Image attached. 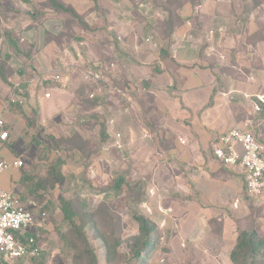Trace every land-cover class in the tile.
<instances>
[{
	"label": "crops",
	"instance_id": "crops-1",
	"mask_svg": "<svg viewBox=\"0 0 264 264\" xmlns=\"http://www.w3.org/2000/svg\"><path fill=\"white\" fill-rule=\"evenodd\" d=\"M43 1L0 0V119L8 132L0 159L23 163L21 168L10 166L0 174V187L22 197H31L25 188V172L36 160L37 151L33 126H28L24 116L48 124L59 108L56 98L62 91L55 88L36 94L32 83L35 76L46 78L61 72L57 58L62 59V45L51 35L52 11L37 6ZM69 1L81 15L83 5ZM226 1L164 0L162 24L140 44L134 39L135 32L141 36V27L133 29L127 18L130 15L108 27L109 38H121L122 50L128 54L124 64L127 81L142 82L152 103L149 107L156 120L159 118L152 131L143 120L126 122L121 147H111L108 152L121 153L128 177L144 189L138 202L126 201L154 205L147 217L158 227L160 246L166 243L170 257L179 264H231L234 220L249 204L241 173L220 163L213 145L235 127L250 131L260 143L264 135V39L256 38L264 35V12L260 4L257 11L248 12L245 0H230V6L223 4ZM91 2L93 11L102 7L101 0ZM169 15L175 26L166 37L163 22ZM63 27L59 23L54 34H60ZM19 84L26 88V105L10 107L9 94ZM46 91L49 98L43 96ZM145 100L139 103V118L146 114ZM254 103H259L260 113L254 112ZM108 118L104 147L114 141ZM79 157L84 160L81 154ZM86 172L84 168L74 171L75 197L84 205L87 201L111 204L120 192L93 189L99 184L97 170L93 176ZM86 176L88 189L83 181ZM48 226L45 219H37L19 238L23 242L36 238L41 251L45 250V236L51 237ZM5 263L0 259V264Z\"/></svg>",
	"mask_w": 264,
	"mask_h": 264
},
{
	"label": "rangeland",
	"instance_id": "rangeland-1",
	"mask_svg": "<svg viewBox=\"0 0 264 264\" xmlns=\"http://www.w3.org/2000/svg\"><path fill=\"white\" fill-rule=\"evenodd\" d=\"M65 1L66 4L70 2L69 0ZM72 1L76 2V4L78 2L79 6L81 4L83 5L84 10L81 14V18L85 24L88 25L90 30L85 31L83 26L76 19H71L69 16L63 15L55 16L50 12V24L53 27V33L51 35L56 40L58 38L62 45L59 46V53L63 60L61 61V59L59 60V58H57L60 71L63 72L62 80L58 83L48 80V83L40 85L39 81L37 82V79L33 77L34 82H32L35 85L36 94L44 90L55 88L62 90L56 98L59 108L55 114L49 118L50 122L48 124L46 123L47 126L46 124L42 125L38 122L36 123V117L34 118L35 121L33 120L34 142L40 144V146H37L38 144L35 145V150H37L36 160L32 162L27 168V172H25V180L30 181L33 185L37 180L43 179L46 176L49 165L55 163L58 158L62 159L65 163L62 168L65 179L64 183L55 189H40L34 194L35 198L38 199V197H41L42 203L48 205L50 208L48 211L49 217L45 219V223L49 224L48 233L51 234V237L45 236V250L40 251V255L37 258L31 259L27 257L13 260L5 264H72V252L63 246L59 237V233H64L68 229V225L62 220L58 199L60 196L65 198L75 197L78 188L75 184V179L72 178L75 175L74 171L84 168L85 171H87L86 173H88L89 170H93L95 175V170H97L99 184H96V188L93 189L101 191H105L104 184L111 179L123 177L124 175L125 179L131 180L125 171L126 166H123V163L126 162L122 160L121 153L117 150L109 152L105 150L104 144L107 143L106 141L108 139L103 141L106 143L101 144V135L99 136L97 133L100 131L101 125H103L105 120L110 116V118L114 119L113 133L120 131L119 133L121 134L128 121H139L140 123L143 120L152 131L154 129V121L156 124L159 120V118L156 120V113L150 108L152 107V103L148 96H146L148 94L144 90L142 82L139 80L127 81L126 75L128 73L126 72L127 68L124 67V64L126 65L125 61L128 54L122 50L121 38H109V31L111 32V30H109L108 27H112L113 24H116L119 20L130 18V25L134 30L136 27H141V36H138L139 34L135 32L136 36L134 39L135 43L140 44L141 39H144L146 34L151 33L152 35L151 31H155L158 29L160 23L162 24L164 0H101V9L99 8L95 11L92 10L91 0ZM229 3L230 0L223 4L230 6ZM257 3H260V11L264 12V8H262L264 7V0H245L243 5L248 12H255L257 11ZM139 4H143V7H140ZM37 6L39 9H42L41 4ZM128 15L130 16L127 17ZM65 19L68 21L66 24L64 22ZM59 23L64 26V29L60 34L55 35L54 27L59 26ZM64 48L66 50L62 51ZM94 61H99L107 67L114 64V69H112L110 73L107 72V76L111 78V75H113L121 82L136 84L140 87L141 92L133 93L130 102L117 99L119 103L115 104L113 101L114 99H111L109 96H102L100 100L98 99L99 101H96V103L98 102L97 105H91L85 98V92H87L88 89H86L84 85L83 81L85 79L81 72L84 64ZM143 100L147 103L146 114L143 113L142 118H139L141 115L139 114L140 110H138V106ZM125 104L130 107L127 113L124 112ZM70 114L76 115L77 118L84 117L86 119L85 123L68 124L66 119L68 116L70 117ZM144 115L146 119H144ZM53 117H56L55 120H53ZM249 123H251V121H249ZM95 126L97 127L95 128ZM95 129H97V132H95ZM74 134L80 135L84 140L86 138V141L89 142V144L85 146V152L90 153L89 161L85 159L82 160L79 157V152L72 149L70 145H61L57 149L47 146L48 143H51L48 137L64 138L71 137ZM120 137L122 140V134ZM38 138L40 140H38ZM259 139L264 144V135L261 134ZM112 158L114 160H112ZM83 181L87 189L91 187L89 185L90 180L87 176L84 177ZM131 182L133 181L131 180ZM63 185H65V187ZM89 192L90 191H88V193ZM244 197L247 199L249 205H244V214L242 212L241 214H237L236 217L238 218L234 220L236 226L241 229L253 227L261 235L264 234V204L259 200L247 197L246 194ZM126 198L127 196L117 193L116 198L111 204H99L97 202L95 205H91L87 201V205H84L88 213H96L98 211L110 213L113 220H116L120 227L124 242L128 237L137 233V226L132 215L139 214L149 217L154 211V205L130 204L126 201ZM84 199L87 200L86 198ZM96 220L103 226L102 218L97 216ZM86 234L88 239L93 241L90 228L86 229ZM41 242H43V240H41ZM124 242L120 246V251L127 253ZM94 243L96 246L98 264H105L102 244L98 241ZM165 245L166 243L161 244V246L159 244L157 251L151 256L149 264H179L177 259L170 257V249Z\"/></svg>",
	"mask_w": 264,
	"mask_h": 264
},
{
	"label": "trees",
	"instance_id": "trees-1",
	"mask_svg": "<svg viewBox=\"0 0 264 264\" xmlns=\"http://www.w3.org/2000/svg\"><path fill=\"white\" fill-rule=\"evenodd\" d=\"M168 2V1H167ZM170 4V3H169ZM260 4V3H259ZM258 3L256 4V6ZM43 9H49L55 15L69 16L71 19H76L83 26L85 31H89L88 25L82 20L76 10L63 0H44L41 3ZM65 24L68 21L64 20ZM164 35L169 37L175 22L172 16L163 22ZM257 40L264 39V35L260 33L256 36ZM3 76V73L0 72ZM121 88L129 87L127 83L118 81L114 82ZM97 100H87L88 103L95 106ZM24 119L28 126H33V119ZM98 135H101V140L106 141L107 135L105 133V123L101 125ZM50 144L47 146L51 148H59L61 145H70L72 149L77 150L83 158L88 161L90 153L85 152L88 141L82 139L80 135L74 134L71 137L55 138L48 137ZM36 143V142H35ZM38 143H36L37 145ZM37 146H40L38 144ZM49 147V148H50ZM62 159H57L55 163L49 165L46 176L43 179L37 180L35 184L25 180V188L27 194L36 202L37 208H44L46 210V217H49V206L42 203V198H35L34 194L38 190L55 189L61 186L64 181L62 168L64 166ZM106 189H111L120 193H124L132 202H138L144 193V189L137 183L131 182L124 177H117L112 179ZM26 195V194H24ZM25 198V196L23 197ZM59 210L62 215V220L68 225V229L64 233H59L60 241L63 246L72 252V264H98V257L96 254L95 241L102 244L103 258L105 264H149L151 256L155 254L160 244V235L158 227L151 219L139 214H133L132 218L137 226V233L128 237L125 242L121 236V230L117 221L113 220L110 213L96 212L88 213L76 197L65 198L59 197ZM102 218L103 226H101L96 218ZM90 228L92 231L93 241L88 239L86 229ZM236 239L232 250L229 253V260L231 264H264V234H260L253 227L249 229H241L236 226ZM125 244L127 253L120 251V246Z\"/></svg>",
	"mask_w": 264,
	"mask_h": 264
},
{
	"label": "built area",
	"instance_id": "built-area-1",
	"mask_svg": "<svg viewBox=\"0 0 264 264\" xmlns=\"http://www.w3.org/2000/svg\"><path fill=\"white\" fill-rule=\"evenodd\" d=\"M139 6L143 7V4H139ZM148 41L149 39H146V42ZM112 69H114V64L107 67L99 61L84 64L81 73L85 79L83 81L84 85L88 89L85 92L87 100H100L102 96H109L114 99L115 104H118L117 99L130 102L133 93L141 92L140 87L136 84L129 83L127 88H121L114 84L119 79L113 75L110 78L106 74L107 72L110 73ZM35 78L40 85L48 83V80L58 83L62 80V74L57 70L46 78L39 75ZM43 96L49 98L50 93L46 91ZM26 102V88L23 84L15 85L9 94L8 105L15 108L23 107ZM129 108L125 104L124 112H129ZM253 110L255 113L261 112L259 103L253 104ZM66 120L68 124H82L86 121L84 117L77 118L74 114H70V117L68 116ZM107 124L112 128L114 119H108ZM112 136L114 141L112 144H107L105 150L111 147L117 149L121 147L120 134L113 133ZM7 139L8 132L5 123L0 119V148ZM180 143H184V141L180 140ZM235 147H239L240 151H237ZM213 154L224 166L236 169L241 173L247 197L259 200L264 204V144L260 143L254 134L239 127L232 128L226 134L217 138L216 143L213 145ZM10 166L21 168L23 163L21 160L7 162L0 159V174ZM89 172L90 175H94L93 170H89ZM84 198L87 197L84 195ZM45 217L46 210L42 207L37 208L36 202L31 197L23 198L21 195L5 191L0 187V259L9 263L27 257L37 258L40 255L41 248L36 238H28L26 242H23L19 236L29 226H32L37 219L44 220Z\"/></svg>",
	"mask_w": 264,
	"mask_h": 264
}]
</instances>
